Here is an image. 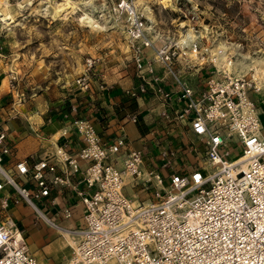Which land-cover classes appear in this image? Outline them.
<instances>
[{"label":"built area","instance_id":"obj_1","mask_svg":"<svg viewBox=\"0 0 264 264\" xmlns=\"http://www.w3.org/2000/svg\"><path fill=\"white\" fill-rule=\"evenodd\" d=\"M163 1L157 5L163 11L172 8ZM175 2L184 22L173 32L162 29L150 2L90 5L99 22H112L108 29L124 36L128 51L121 66L133 68L141 81L131 96L152 94L163 107L164 136L177 133L173 149L161 154L163 166L147 169L144 153L125 135L106 143L84 119L68 120L61 132V138L80 139L77 153L65 143L32 165L10 166L4 159L15 143L0 126V264H39L10 213L20 204L59 235H77L63 264H264V123L253 99L261 87L252 71L219 67L214 54L224 43L217 37L210 46L199 5L188 0L184 11ZM189 30L199 38L181 43ZM108 56L85 60L75 86L89 91L92 73ZM228 58L234 64L230 49ZM8 87L13 99L23 95L14 77ZM130 120L137 123L138 115ZM161 133L154 135L162 139ZM235 148L241 153L232 158ZM63 190L71 200L48 214L56 208L51 193ZM142 190L148 200L137 196ZM78 206L76 227L71 222Z\"/></svg>","mask_w":264,"mask_h":264},{"label":"rangeland","instance_id":"obj_2","mask_svg":"<svg viewBox=\"0 0 264 264\" xmlns=\"http://www.w3.org/2000/svg\"><path fill=\"white\" fill-rule=\"evenodd\" d=\"M7 1L0 4L3 16L0 19V103L1 108H8L10 113L6 115L4 125L10 120L24 124L23 119H29L34 106L55 102L60 95L66 94L82 73L88 58L107 54V63L109 59L113 66L123 62L124 53L128 51L124 36L119 31L109 30L107 23L112 22H99L97 18L100 16L90 9V5H99L101 0ZM29 1L30 6H27ZM161 1L140 0L141 3L152 4V10L162 21L163 30H180L184 18L179 19L182 13L177 3L164 0L165 5H173L163 11L157 6ZM180 1V7L185 11L188 0ZM193 1L199 5L203 20L200 29L209 28L210 46L217 37L225 44L220 47L222 54L218 50L214 54L215 59H221L218 66L225 65L238 73L240 71V74L252 71L250 74L264 84V0ZM60 4H63L60 8L63 13L58 11ZM4 18L11 24L4 22ZM172 19H176L174 25L171 24ZM190 36L194 38L187 40ZM198 38L189 30L182 43L187 40L185 44H188V41ZM229 49L235 55V65L228 58ZM119 58H122L121 62ZM11 77L16 79L18 90L23 94L14 99L7 85ZM238 153H241L240 149L235 148L232 158ZM41 229L44 231L43 227ZM56 235L67 244L63 235L57 232ZM68 247L66 250L70 255L72 250Z\"/></svg>","mask_w":264,"mask_h":264},{"label":"crops","instance_id":"obj_3","mask_svg":"<svg viewBox=\"0 0 264 264\" xmlns=\"http://www.w3.org/2000/svg\"><path fill=\"white\" fill-rule=\"evenodd\" d=\"M121 59L118 60L121 62ZM110 60L99 65L92 73L89 91H81L73 83L71 89L60 95L55 102L47 101L44 105L34 106L29 119H23L24 124L10 120L4 125L6 115L10 113L8 108H1L0 103V126L8 131L10 139L15 143L14 152L12 156L5 157V163L13 166L16 162L25 160L28 165H32L49 157L58 146L65 143L72 152L77 153L83 147L80 139L72 134L61 138V132L68 120L84 119L95 124L106 143L116 136L125 135L132 147L144 153L147 169H160L164 162L161 154L173 149L177 133L164 136L165 123L161 119L163 107L160 102L152 94L132 97L131 93L141 84L140 79L134 76L133 68L125 69L120 65L122 62L113 66ZM158 72L162 73V70L158 68ZM103 84L107 85L106 90L101 88ZM1 87L2 83L0 89ZM253 99L263 113L264 123V89L261 94H253ZM133 115H138L137 123L130 120ZM158 130L162 131V139L154 135ZM81 166L84 167V163ZM61 168L59 165L57 174L61 173ZM127 194L134 195L130 190H127ZM137 196L147 200L150 197L144 190L139 191ZM50 199L55 201L56 208L48 210V214L55 213L71 200L66 190L52 192ZM10 213L25 229L30 252L39 264H63L67 261L70 255L66 247H73L76 239L62 234L67 243L64 244L61 238L56 237L55 231L36 220L32 211L24 205L13 206ZM81 214V206H78L71 222L76 227L81 224ZM63 225L67 226L69 223L64 222Z\"/></svg>","mask_w":264,"mask_h":264},{"label":"bare ground","instance_id":"obj_4","mask_svg":"<svg viewBox=\"0 0 264 264\" xmlns=\"http://www.w3.org/2000/svg\"><path fill=\"white\" fill-rule=\"evenodd\" d=\"M22 1H24V0H22ZM7 2H9V1H7ZM92 2V1H91ZM3 3H4V0H0V4H2L3 5ZM64 3V2H63ZM10 4V3H9ZM7 5V4H6ZM90 5V4H89ZM10 6V5H9ZM20 6H22V5H20ZM27 6H30V1L27 3ZM59 6V12H62V11H60V8H62L63 7V4H60V5H58ZM57 6V7H58ZM65 6V5H64ZM22 7H24V6H22ZM53 10V9H52ZM1 11V10H0ZM52 12V11H51ZM63 13V12H62ZM3 16H2V14L0 13V19L2 18ZM7 18H4V22H6L7 24H11V23H8V21L6 20ZM191 37V38H190ZM190 37H188L187 38V40H191V39H193L194 37L193 36H190ZM183 40V39H182ZM182 40H181V43H182ZM187 40H185L183 43H186L187 42ZM215 58V57H214ZM215 60H217L216 62H218V64H220L221 62V59H215ZM264 61V60H263ZM217 64V65H218ZM219 67H221V66H219ZM250 67V66H249ZM254 79H255V81H257V83L259 84V86L261 87V89H260V92H259V94H261V92L263 91V89H264V84L261 82V81H259V80H256V78L254 77ZM63 235H69V236H71V237H74V239H76L75 241V243H74V245H73V247H71L72 249L73 248H75L76 247V243H77V240H78V237H77V235H70V234H68V233H63Z\"/></svg>","mask_w":264,"mask_h":264}]
</instances>
